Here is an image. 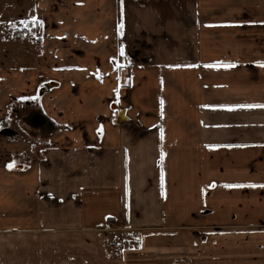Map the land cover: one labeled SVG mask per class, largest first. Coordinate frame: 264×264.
<instances>
[{
    "label": "crops",
    "instance_id": "1",
    "mask_svg": "<svg viewBox=\"0 0 264 264\" xmlns=\"http://www.w3.org/2000/svg\"><path fill=\"white\" fill-rule=\"evenodd\" d=\"M21 15L55 79L23 127L0 73V264H264V0H24ZM10 28L0 0L3 41Z\"/></svg>",
    "mask_w": 264,
    "mask_h": 264
},
{
    "label": "rangeland",
    "instance_id": "2",
    "mask_svg": "<svg viewBox=\"0 0 264 264\" xmlns=\"http://www.w3.org/2000/svg\"><path fill=\"white\" fill-rule=\"evenodd\" d=\"M23 4L24 0H11V30H17V29H23L26 26H28V22L25 23V21H20L19 19H22L21 10H23ZM7 5V3H6ZM31 24H34L32 22ZM50 25V24H48ZM42 27V26H41ZM50 28V27H49ZM42 30H37L36 26L34 28L29 29V35L26 36V38L23 39V42L16 43L19 40H15L14 38L7 37L8 41H3V39L0 38V53H2L3 49L10 48L11 45V70L10 69H4L1 70L0 73H10L11 74V107L7 106V110L11 109V119L12 124L17 126H23L27 127V124H24L23 118H21L22 115L25 114V112L29 111L28 108H25L28 97H26L28 94H32L33 97L38 100L39 93H42V88L48 86V81L43 80L46 79V76L48 78L53 77L54 78V72H49L47 70H41L39 69V59L40 56L43 55L41 51L40 45H42ZM12 39V40H11ZM38 39L41 40V42L38 41ZM9 42L10 44L6 43ZM37 42V43H36ZM5 44V46L3 45ZM3 57V54L1 55V58ZM7 58V56H6ZM47 62L51 63L54 62V56L53 55H47ZM45 57L43 56V62ZM3 60V59H2ZM1 60V61H2ZM2 64V63H0ZM28 68H32V70L35 73V76L33 79H35L33 83V87L31 88L30 85H28L31 82V74L27 70H24ZM46 75V76H45ZM45 76V77H44ZM43 93H47L46 90L43 91ZM25 95V96H24ZM24 96V97H23ZM33 97H29L30 99ZM15 112H18V118L15 116ZM113 112V118L118 115V110H112ZM16 123V124H15ZM124 125V124H123ZM125 126H129L132 129L134 128V125L131 123L127 124ZM124 237L120 236L116 239L117 242L124 241ZM127 245H134L132 242H129Z\"/></svg>",
    "mask_w": 264,
    "mask_h": 264
},
{
    "label": "trees",
    "instance_id": "3",
    "mask_svg": "<svg viewBox=\"0 0 264 264\" xmlns=\"http://www.w3.org/2000/svg\"><path fill=\"white\" fill-rule=\"evenodd\" d=\"M34 26H36V29L37 30H42V25H41V23H39V22H35L34 24H28V26H26L25 28H23V29H17V30H8L7 32H6V35H7V37H11V38H14V39H17V40H23L24 38H26V36H28L29 35V29L30 28H34ZM41 39V38H40ZM40 39H38V41L39 42H41V40Z\"/></svg>",
    "mask_w": 264,
    "mask_h": 264
},
{
    "label": "water",
    "instance_id": "4",
    "mask_svg": "<svg viewBox=\"0 0 264 264\" xmlns=\"http://www.w3.org/2000/svg\"><path fill=\"white\" fill-rule=\"evenodd\" d=\"M111 108H112V110H118V112H119V119H118L117 123H124L125 121H127L126 112L123 110H120L117 104H113L111 106Z\"/></svg>",
    "mask_w": 264,
    "mask_h": 264
},
{
    "label": "snow or ice",
    "instance_id": "5",
    "mask_svg": "<svg viewBox=\"0 0 264 264\" xmlns=\"http://www.w3.org/2000/svg\"><path fill=\"white\" fill-rule=\"evenodd\" d=\"M26 23V22H25ZM262 64H264V62H262ZM249 107H251V105H249ZM9 167H11V165H9Z\"/></svg>",
    "mask_w": 264,
    "mask_h": 264
},
{
    "label": "built area",
    "instance_id": "6",
    "mask_svg": "<svg viewBox=\"0 0 264 264\" xmlns=\"http://www.w3.org/2000/svg\"><path fill=\"white\" fill-rule=\"evenodd\" d=\"M126 124H127V122L124 123V125H126Z\"/></svg>",
    "mask_w": 264,
    "mask_h": 264
}]
</instances>
